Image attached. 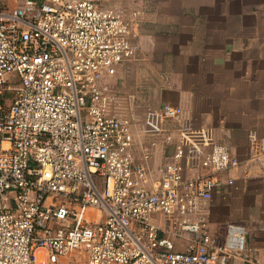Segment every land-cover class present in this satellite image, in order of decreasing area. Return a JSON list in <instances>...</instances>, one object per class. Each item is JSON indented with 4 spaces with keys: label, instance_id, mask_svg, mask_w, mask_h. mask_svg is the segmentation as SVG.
Listing matches in <instances>:
<instances>
[{
    "label": "built area",
    "instance_id": "obj_1",
    "mask_svg": "<svg viewBox=\"0 0 264 264\" xmlns=\"http://www.w3.org/2000/svg\"><path fill=\"white\" fill-rule=\"evenodd\" d=\"M137 54L105 0H0V264H232L246 251L241 224L215 241L208 209L225 174L264 175V140L239 159L165 105L174 152L153 169L156 142L138 143L110 83Z\"/></svg>",
    "mask_w": 264,
    "mask_h": 264
},
{
    "label": "crops",
    "instance_id": "obj_2",
    "mask_svg": "<svg viewBox=\"0 0 264 264\" xmlns=\"http://www.w3.org/2000/svg\"><path fill=\"white\" fill-rule=\"evenodd\" d=\"M2 1L17 6V0ZM105 1L133 24L139 60L130 66L134 75L147 78L146 93L155 92L158 111L165 105L180 107L190 124L199 120L195 131L206 130L232 155L244 160L255 153L264 140V0ZM116 76L110 82L114 90ZM152 126L159 132L148 130L138 143L156 142L150 162L157 170L174 152L163 139L175 126L168 128L161 119ZM141 154L138 148L137 160ZM196 171L191 163L187 175ZM242 173L223 176L234 183L214 193L208 232L222 245L228 224L243 225L246 251L232 264H264V175L247 180Z\"/></svg>",
    "mask_w": 264,
    "mask_h": 264
},
{
    "label": "rangeland",
    "instance_id": "obj_3",
    "mask_svg": "<svg viewBox=\"0 0 264 264\" xmlns=\"http://www.w3.org/2000/svg\"><path fill=\"white\" fill-rule=\"evenodd\" d=\"M127 66V65H126ZM124 68V71L119 73L114 82V88L116 92L128 102V108L131 110L133 116L135 115V127L139 135L144 137L148 130L152 129L153 124H160L161 112L158 111V104L156 101V94L146 93L144 81L147 79L144 75H134V69L132 65L127 69ZM163 75H158V77ZM165 84L169 85V80L164 77ZM127 110V107H126ZM157 110V111H156ZM191 120V119H190ZM192 128H199V120L193 118ZM191 123V122H190ZM163 125H166L168 128L172 127L171 123L168 121H162ZM151 132V131H150ZM156 133V131H154ZM154 133V134H155ZM152 133H149L151 135ZM145 140V138H142ZM75 264H83L78 262Z\"/></svg>",
    "mask_w": 264,
    "mask_h": 264
}]
</instances>
